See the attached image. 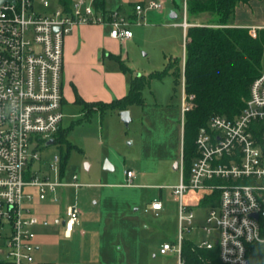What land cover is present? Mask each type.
<instances>
[{
    "label": "built area",
    "instance_id": "built-area-1",
    "mask_svg": "<svg viewBox=\"0 0 264 264\" xmlns=\"http://www.w3.org/2000/svg\"><path fill=\"white\" fill-rule=\"evenodd\" d=\"M95 2L72 0L67 7L61 0H15L0 5V249L5 264L39 263L34 256L37 229L49 221L33 213V201L57 203L65 188L80 186L76 177L68 181L61 175L59 154L45 159L40 151L62 126L66 36L78 25L102 24L111 37L124 41L133 36L130 24L146 9L164 7L163 0L137 3L127 15L119 9H97ZM176 24L185 32L192 25L188 0H183L182 21ZM260 28L250 27L251 33L256 35ZM193 99L194 94L185 91L183 63L182 118ZM195 143L197 154L188 177L182 153L180 181L170 186L178 202L179 233L159 251L175 253L177 264H185L183 234L192 229L195 214L184 194L202 191L204 199L218 191L213 200L217 204L205 205L203 226L207 234L216 233L215 241L201 245H217L224 263L249 264V244H264V66L240 113L212 116ZM126 175L125 185H135V171L128 169ZM162 207L158 199L149 205L156 214ZM81 213L77 202L66 207L62 224L67 236Z\"/></svg>",
    "mask_w": 264,
    "mask_h": 264
},
{
    "label": "rangeland",
    "instance_id": "rangeland-1",
    "mask_svg": "<svg viewBox=\"0 0 264 264\" xmlns=\"http://www.w3.org/2000/svg\"><path fill=\"white\" fill-rule=\"evenodd\" d=\"M138 1L147 5L152 0H105V4L115 8L122 3L129 8ZM163 2V10L146 9L138 22L133 21L132 39L120 42L121 56L129 70L123 71L116 60L107 57L105 68L116 71L119 66L130 78L161 71L169 57H178L181 77L176 81L173 74L166 73L150 78L143 89L145 104L127 108L131 116L128 125L120 110H94L86 116L79 104L63 105L62 126L68 129L67 138L74 144L64 178L71 181L76 177L80 186L65 188L57 203L37 198L33 201V213L49 221L48 226L37 229L40 249L34 253L36 260L57 264H177L175 253L159 250L162 243L175 241L179 233L178 202L170 186L179 183L181 176L180 168L174 165L183 153L185 34L181 26L171 24L182 21L183 0ZM172 10L176 18H172ZM189 17L192 24L216 23L207 12ZM232 21L251 26L264 23V0L241 3ZM64 84V94L70 99L72 84L65 79ZM40 151L43 158L52 159L66 151V144H43ZM129 168L136 174L133 186L123 185ZM202 197V191L189 189L183 198L195 214L192 229L183 236L197 244L214 242L216 237V233L207 234L203 229L207 208L201 204ZM154 199L163 204L158 214L149 208ZM74 202L82 213L74 232L66 237L62 221L66 207Z\"/></svg>",
    "mask_w": 264,
    "mask_h": 264
},
{
    "label": "trees",
    "instance_id": "trees-1",
    "mask_svg": "<svg viewBox=\"0 0 264 264\" xmlns=\"http://www.w3.org/2000/svg\"><path fill=\"white\" fill-rule=\"evenodd\" d=\"M67 7L72 0H61ZM249 0H188V14L210 13L215 24H192L186 29L184 82L185 91L194 94L192 107L185 112L183 123L184 173L188 177L192 161L196 156V138L202 128L214 115L232 118L243 109L250 94L253 80L264 66V27L257 29L256 35L250 27L233 24L236 8ZM96 8L107 11L105 0H96ZM190 19V17H189ZM119 63L123 71L129 67L119 55H110ZM178 57H169L161 71L149 75H134L130 79L128 92L110 102L87 101L76 91L74 103L81 105L86 116L94 111L124 110L132 104H145L143 89L152 77H162L166 73L181 77ZM65 99H63V105ZM68 129L63 126L54 135V143H65L66 151L60 153L61 175L74 144L67 138ZM219 192L202 199V205H216ZM249 264H264V244H249ZM182 256L185 264H227L219 256L217 245L208 248L184 238ZM0 264H5L0 259ZM38 264H57L39 262ZM60 264V263H59Z\"/></svg>",
    "mask_w": 264,
    "mask_h": 264
},
{
    "label": "crops",
    "instance_id": "crops-1",
    "mask_svg": "<svg viewBox=\"0 0 264 264\" xmlns=\"http://www.w3.org/2000/svg\"><path fill=\"white\" fill-rule=\"evenodd\" d=\"M137 3L143 4L142 1H138L129 8L122 3L115 8H106L107 10L119 9L124 14L132 15L134 13V6ZM161 10H163V8ZM176 23L173 22L171 24L179 25ZM233 24L252 27L251 24L242 22H233ZM253 25L256 27H264V23ZM184 34L186 38L185 30ZM132 37L124 41L131 40ZM185 38L182 60L185 59ZM124 41L111 37L109 34V27L102 24H81L76 26L73 31L66 36L64 43L63 94L66 88L64 79L65 83L69 81L70 84H72L73 93L70 99L64 94V104L75 101L76 91L87 101L105 102H110L114 98L122 97L128 92L131 77L128 78L126 74L121 71L119 66L116 71L106 70L105 68V66H107L105 61L106 57L112 58L110 56L111 54L121 56L119 46L121 44L120 42ZM65 236L70 237L71 235L67 236L65 234ZM39 249L40 245L37 244L36 251L38 252Z\"/></svg>",
    "mask_w": 264,
    "mask_h": 264
},
{
    "label": "water",
    "instance_id": "water-1",
    "mask_svg": "<svg viewBox=\"0 0 264 264\" xmlns=\"http://www.w3.org/2000/svg\"><path fill=\"white\" fill-rule=\"evenodd\" d=\"M6 2H15V0H0V5L3 4V3H6ZM171 16H172V18H176L177 17V13H175L174 11H171ZM121 118H122V120L124 121L125 124L128 125L130 123L131 116H130V112H129L128 109L121 110ZM54 142H55L54 138H51V139H49L47 141V145L53 144ZM109 166H110L109 163H106V168L107 169H109ZM174 167L176 169H178V167H179V161H176L175 162ZM254 216L257 217L258 214L256 213V214H254Z\"/></svg>",
    "mask_w": 264,
    "mask_h": 264
}]
</instances>
